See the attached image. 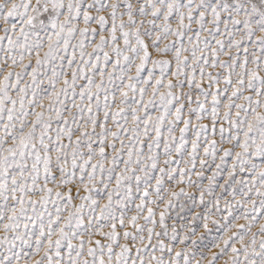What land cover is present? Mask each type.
<instances>
[{"label": "snow or ice", "instance_id": "6c2138e0", "mask_svg": "<svg viewBox=\"0 0 264 264\" xmlns=\"http://www.w3.org/2000/svg\"><path fill=\"white\" fill-rule=\"evenodd\" d=\"M0 264H264V0H0Z\"/></svg>", "mask_w": 264, "mask_h": 264}]
</instances>
